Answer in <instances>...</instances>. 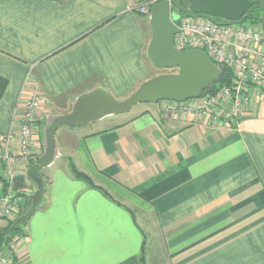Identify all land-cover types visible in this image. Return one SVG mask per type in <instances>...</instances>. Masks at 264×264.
<instances>
[{"label":"crops","instance_id":"0c3cea01","mask_svg":"<svg viewBox=\"0 0 264 264\" xmlns=\"http://www.w3.org/2000/svg\"><path fill=\"white\" fill-rule=\"evenodd\" d=\"M151 1L0 0L3 191L7 172L14 194L36 189L27 173L43 138L29 163L18 142L31 94L42 99L39 127L85 92L104 87L121 101L161 74L147 57L150 12L137 10ZM253 93L229 123L162 101L61 126L64 162L42 171V208L14 245L20 264H264V90Z\"/></svg>","mask_w":264,"mask_h":264},{"label":"water","instance_id":"95a60500","mask_svg":"<svg viewBox=\"0 0 264 264\" xmlns=\"http://www.w3.org/2000/svg\"><path fill=\"white\" fill-rule=\"evenodd\" d=\"M256 10H264V6L254 4L251 0H161L155 3L149 16L151 40L147 57L156 68L176 72L161 73L150 78L121 101L116 100L106 88L97 87L78 96L71 105V112L48 115L43 129V154L27 173L29 180L36 185L34 192L27 193L31 206L7 230L0 232V239L10 236L13 230L28 223L41 207L46 191L42 171L60 157L55 134L61 126L75 127L97 122L127 113L141 103H182L199 99L213 82L220 79L222 67L204 50L181 51L175 47V35L178 32L176 22L181 14L213 22L222 19L228 25H238L247 21ZM19 195L21 193L13 194L12 197ZM128 212L135 219L130 209Z\"/></svg>","mask_w":264,"mask_h":264},{"label":"built area","instance_id":"2783aa9c","mask_svg":"<svg viewBox=\"0 0 264 264\" xmlns=\"http://www.w3.org/2000/svg\"><path fill=\"white\" fill-rule=\"evenodd\" d=\"M156 2L151 1L137 10L141 14H148L149 7ZM190 19L194 18L183 16L176 22L178 32L175 35V47L181 51L204 50L216 64L231 68L234 83L222 86L214 93L202 95L199 99L182 103L171 101L169 107L207 117L214 123L232 122L241 116L253 100V86L264 90V29L258 25L246 28L202 18H199L202 21ZM41 103V97L35 93L26 98L23 104L18 142L20 157L26 163L33 159L32 148L40 120ZM5 156L7 160L11 159L8 151ZM5 179L9 184L5 191L0 188V223L16 219L20 212L19 201L12 197L14 179L10 172L6 173ZM0 264L20 262L14 252L5 246L0 248Z\"/></svg>","mask_w":264,"mask_h":264},{"label":"trees","instance_id":"16d2710c","mask_svg":"<svg viewBox=\"0 0 264 264\" xmlns=\"http://www.w3.org/2000/svg\"><path fill=\"white\" fill-rule=\"evenodd\" d=\"M251 1L254 4H258V5L264 6V0H251ZM263 14H264V10H256L255 13L249 18L250 23L252 25L261 26L264 29V19L261 18V15H263ZM221 67H222V74H221L220 79L215 81V82H213L212 85L209 87V89L203 93V95H207L209 93H214V92H216L218 90V88H220L222 86H231L234 83V80H233L234 77H233V72H232L231 68H229V67H227L225 65H221ZM74 172H75V174H76V176L78 178H81V179L89 182L91 185H93V182L91 181L90 177L87 176L85 173H82V172L76 170L75 168H74ZM21 195L24 196L25 200H23L24 202L22 201V203L20 202L19 210L21 208L23 209L24 207L26 208L29 205L31 206V203H32L31 199L27 196L26 192H21ZM16 198H18V197H16ZM14 221H15V219L11 220V221H8L7 225L4 226L2 229H0V232L7 230L13 224ZM15 234H21V235L23 234L22 238H24L25 237V232H23V227L20 226L17 229L13 230L10 236L2 237L0 239V248H2V246L4 244L5 245L10 244V242L13 240V236Z\"/></svg>","mask_w":264,"mask_h":264},{"label":"rangeland","instance_id":"374dc122","mask_svg":"<svg viewBox=\"0 0 264 264\" xmlns=\"http://www.w3.org/2000/svg\"><path fill=\"white\" fill-rule=\"evenodd\" d=\"M261 18H263L264 19V14L263 15H261ZM190 20H192V21H202V19H199V18H194V19H190ZM236 26H239V27H246V28H250V27H252V24L250 23V21H249V19L247 20V21H245V22H243V23H241V24H238V25H236ZM159 70V69H158ZM154 71H157L155 68H154ZM160 72L161 73H166V74H169V73H174V72H176V70H160ZM117 100H119V99H117ZM141 105H135L132 109H131V111H130V113L131 114H134L137 110H139L141 107H140ZM44 123H45V121L43 122V124H41L38 128H37V130H36V132H37V134H38V132H39V134H40V136H41V138H43V129H44ZM62 162H64L62 159H59V160H57V162H55L54 163V165H52V166H50L49 167V169L48 168H45V171H44V174H45V172H49V171H51L53 168H56V167H58L59 165H61L62 164ZM50 168H52V169H50ZM16 197H18V198H16ZM15 198L17 199V201H19V204H20V202L22 203V201L23 200H25L24 199V196L23 195H20V196H16ZM20 197V198H19ZM24 202V201H23ZM29 207H30V205L28 206V207H24L23 209L21 208L19 211V216L21 215V214H24L28 209H29ZM40 208H42V205H41V207ZM39 208V209H40ZM38 209V210H39ZM37 210V211H38ZM28 223H26V224H23V225H21L22 227H23V232H25L26 231V227L28 226L27 225ZM3 227L2 226H0V229H2ZM23 237V234L21 235V234H15L14 236H13V240L10 242V244H8V245H3L2 246V248L3 247H5V246H7V247H9V250L10 251H12V252H14V251H16V247H14V245H15V243L18 241V240H20L21 238ZM14 247V248H13ZM146 255H148V254H146ZM159 256H160V258H161V254H159Z\"/></svg>","mask_w":264,"mask_h":264},{"label":"flooded vegetation","instance_id":"af4514ba","mask_svg":"<svg viewBox=\"0 0 264 264\" xmlns=\"http://www.w3.org/2000/svg\"><path fill=\"white\" fill-rule=\"evenodd\" d=\"M185 16V15H184ZM181 17H183V14H181ZM220 20V21H219ZM218 21L219 22H224L222 19H219Z\"/></svg>","mask_w":264,"mask_h":264}]
</instances>
